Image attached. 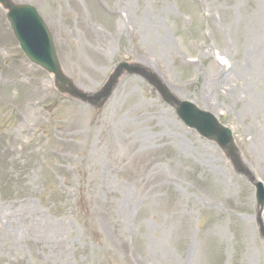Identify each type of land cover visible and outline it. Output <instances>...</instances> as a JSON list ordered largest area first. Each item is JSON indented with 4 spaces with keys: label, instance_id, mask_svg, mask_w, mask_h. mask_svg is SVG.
Returning a JSON list of instances; mask_svg holds the SVG:
<instances>
[{
    "label": "rangeland",
    "instance_id": "1",
    "mask_svg": "<svg viewBox=\"0 0 264 264\" xmlns=\"http://www.w3.org/2000/svg\"><path fill=\"white\" fill-rule=\"evenodd\" d=\"M13 1L36 6L78 88L145 67L230 127L264 184V0H121L122 24L91 0ZM169 102L135 74L97 108L60 95L0 7V264H264L253 185Z\"/></svg>",
    "mask_w": 264,
    "mask_h": 264
},
{
    "label": "water",
    "instance_id": "2",
    "mask_svg": "<svg viewBox=\"0 0 264 264\" xmlns=\"http://www.w3.org/2000/svg\"><path fill=\"white\" fill-rule=\"evenodd\" d=\"M0 4L7 10V18L11 28L28 59L44 68L53 75L54 84L60 92L67 93L84 102L100 107L113 90L117 79L124 72L137 73L144 76L161 93L166 101L177 103L178 117L190 128L195 129L200 135L215 141L230 158L240 174L247 175L255 187V199L258 206L264 204V187L260 181H254L239 160L237 148L233 142L230 129L222 125L213 114L198 109L194 104L186 101H176L160 83L155 75L138 65L120 63L115 72L109 77L102 89L95 94H87L75 88L71 80L63 75L57 59L51 36L30 5L12 4L10 0H0Z\"/></svg>",
    "mask_w": 264,
    "mask_h": 264
},
{
    "label": "bare ground",
    "instance_id": "3",
    "mask_svg": "<svg viewBox=\"0 0 264 264\" xmlns=\"http://www.w3.org/2000/svg\"><path fill=\"white\" fill-rule=\"evenodd\" d=\"M113 5V4H112ZM75 7L76 9L75 10H71L70 13H74L76 15V17L80 18L81 20V23L84 25L85 29L87 30H90V22L85 18L83 12L79 9L78 5L75 4ZM94 11H93V9ZM119 8H122L121 6V0H117L116 3L111 6V5H107L106 3L103 2V0H91V5H90V9L92 11V13H95L98 12V11H103V12H108V13H113V14H116L117 15V11ZM259 12L258 11H254V13L252 12L250 15V19L251 21H254L255 19L257 20L256 16H258ZM117 17L119 18V21L120 23L122 24L124 22V19L123 17H120L117 15ZM93 35L95 37H99L100 34L98 31H96L94 28H93ZM97 39V38H96ZM262 49V44L260 45H257L256 47H253L252 50H250L251 52V56H255L257 57V55L259 54L260 50ZM217 67H221L220 65L217 66ZM222 69H225L224 66L221 67Z\"/></svg>",
    "mask_w": 264,
    "mask_h": 264
},
{
    "label": "snow or ice",
    "instance_id": "4",
    "mask_svg": "<svg viewBox=\"0 0 264 264\" xmlns=\"http://www.w3.org/2000/svg\"><path fill=\"white\" fill-rule=\"evenodd\" d=\"M226 62V61H225Z\"/></svg>",
    "mask_w": 264,
    "mask_h": 264
}]
</instances>
